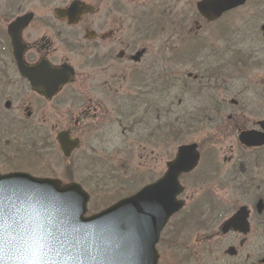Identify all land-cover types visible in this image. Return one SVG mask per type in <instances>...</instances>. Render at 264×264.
Instances as JSON below:
<instances>
[{"label":"rangeland","instance_id":"374dc122","mask_svg":"<svg viewBox=\"0 0 264 264\" xmlns=\"http://www.w3.org/2000/svg\"><path fill=\"white\" fill-rule=\"evenodd\" d=\"M105 1L111 2V0ZM196 1L138 0L133 6L135 11L129 3L127 8L129 13H145L149 16L146 18L151 20L152 33L156 35L143 44H140V41L138 45L149 47V55L152 57L158 55V48L163 43L175 41L176 35H179L178 37L183 36L185 40L193 38L198 40L197 42H206L211 49L226 52L224 56L226 61L231 60L233 51L245 54L252 51L255 57L250 60L256 59L264 64V0H252L211 24L196 17ZM35 5L31 3L28 8ZM17 10L15 14L22 11L20 8ZM0 11L5 14L11 13L12 9L10 6H0ZM133 18L135 19V17L129 19L134 20ZM211 58L205 61L207 66ZM257 67L258 69H247L243 74H232L231 79L225 82L228 86L225 93L215 90L213 86L212 90L211 87L208 89L210 95L207 91L203 93L204 96H209V104H215V100L219 102V95L226 99L228 105L229 102L236 101L237 105H230L227 112L230 111L233 116L231 124L240 130L253 129L257 122L264 118V113L256 115L258 109L264 110V107L259 108L264 105V100L257 98L260 93L261 97H264L262 93L264 66ZM201 70L196 69V72L199 73ZM187 72L193 73L195 70L192 66L184 64V78ZM180 97L183 100V110L188 108V111L193 112L195 108L193 97L190 94ZM176 98L173 91L166 98L168 105L170 101L175 105ZM0 108H2L1 104ZM125 109L128 111L129 106ZM210 116L199 117L192 129H186L182 125L161 129L159 123L150 116L148 128H139L136 132L126 130L125 124L130 125V121L121 117L120 122L118 116V123L113 129L114 134L107 141L108 145L101 144V147L96 149V153L104 157L103 163H105L102 173L97 168L98 180L94 182L81 177L75 179L90 196L87 215L97 213L120 198L139 190L143 185L156 181L163 175L165 162L173 158L178 146L197 143L200 147V162L192 173L181 178V185L185 188L181 198L186 205L182 213L170 221L171 228L167 227L161 235L157 245L158 264H264V261L263 263L258 261L264 258V221L259 214L255 216L257 202H262L264 209V146L258 151L255 150V155L248 157L246 150L237 144V131L227 132V122L224 124L221 116L218 121L209 122ZM130 117L139 119L143 117V113H136ZM11 118L12 116L8 115L2 119L3 126L10 125L18 131H23L21 125L9 124L13 122ZM201 118L204 121L201 122ZM165 119L172 121L171 116ZM19 148V144L9 134L0 135V173L21 171L32 176L57 178L64 184L67 183L63 173V167H67V162L57 150L44 155L47 157L44 160L41 153L28 156L24 151L18 152ZM77 153L78 151L73 153L75 160L79 157ZM241 155H245L249 162L247 176L258 183L255 188L246 185V190L249 192L246 196L239 193L240 178L235 182L231 180L234 176L231 165ZM256 157L261 161L252 164V159L254 161ZM108 167L109 173L106 172ZM206 200L209 202L202 212L193 214L198 217H188L193 211V206L198 210L199 207L206 205ZM241 206L251 210V231L245 243L240 246L241 237L233 234L222 235L219 227ZM209 215L210 223L206 222ZM186 217L188 218L185 220ZM230 246L237 251L234 256L226 253Z\"/></svg>","mask_w":264,"mask_h":264},{"label":"flooded vegetation","instance_id":"af4514ba","mask_svg":"<svg viewBox=\"0 0 264 264\" xmlns=\"http://www.w3.org/2000/svg\"><path fill=\"white\" fill-rule=\"evenodd\" d=\"M72 1L0 0V6H10L12 12L22 9L18 14L0 12V135L9 134L19 144L18 152L41 145L44 160L47 158L44 155L54 150L60 152V135L68 140L76 139L79 148L75 152L78 151L79 157L72 159V154L65 158L64 174L72 173L75 178L96 181L98 167L91 152L87 151H91L94 141L104 140L107 130L117 125L118 116L124 118L144 107L155 112L157 100L166 95V85L178 86L179 80L167 79L165 73L159 71L167 57L164 48H159L158 55L151 57L149 47L138 45V41L143 40L140 25L145 23L146 17L143 13L133 14L127 10L130 3L135 11L133 6L138 0H111L110 3L78 0L91 5L93 10L73 15L64 13ZM31 3L37 6L28 8ZM26 12L33 15L21 32L24 47L21 60L16 61L8 25ZM147 27L145 24V32ZM133 32L140 39L136 40ZM141 49L145 50L136 58L134 55ZM254 57V52L250 51L240 53L241 60L237 62H211L203 67L201 80L214 83L215 90L225 93L228 88L225 82L232 74H243L247 69L264 66L250 60ZM64 78L67 80L61 84L60 80ZM194 80L199 83L196 76ZM57 82L60 88L55 87ZM219 96L220 101L215 100L216 105L205 112L232 122L233 116L227 109L230 105L236 106L237 102L231 101L228 105L226 99ZM257 98L264 100L261 93ZM262 107L264 105L259 106ZM158 110L164 118L162 129H166L167 110ZM259 113L264 110L258 109L256 115ZM181 114V109L175 111V115ZM8 115L13 120L9 124L21 125L23 131L10 125L3 126L2 119Z\"/></svg>","mask_w":264,"mask_h":264},{"label":"water","instance_id":"95a60500","mask_svg":"<svg viewBox=\"0 0 264 264\" xmlns=\"http://www.w3.org/2000/svg\"><path fill=\"white\" fill-rule=\"evenodd\" d=\"M246 1L202 0L197 9L212 21ZM240 141L262 145L264 133H242ZM197 160L195 145L180 148L163 180L89 217V197L75 183L0 176V264H157L160 229L182 205L176 201L182 190L177 176ZM230 230L249 232L244 208L224 223L222 232Z\"/></svg>","mask_w":264,"mask_h":264}]
</instances>
